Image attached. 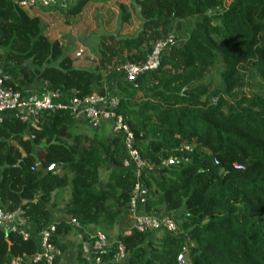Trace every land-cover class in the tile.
I'll return each instance as SVG.
<instances>
[{
	"label": "trees",
	"instance_id": "obj_1",
	"mask_svg": "<svg viewBox=\"0 0 264 264\" xmlns=\"http://www.w3.org/2000/svg\"><path fill=\"white\" fill-rule=\"evenodd\" d=\"M87 1L79 0L65 13L79 14ZM224 1L131 0L140 29L118 41L125 63L145 61L151 46L145 44L144 31L167 28L173 20L196 21L186 39L176 40L159 68L148 73L144 91L124 79L116 85L121 96L117 113L141 159L157 173L144 179L148 199L141 211L172 216L178 231H159L156 241L150 238L153 232H118L109 249L95 255L102 263H109L121 244L129 264H264V0H230L221 11ZM121 10L120 25H125L130 14ZM29 12L0 0L5 87L24 92L42 82L49 91H73L80 99L105 94L107 73L76 67ZM100 54L104 58L102 49ZM216 65L223 70L213 102L203 79ZM246 88L249 96L231 95L234 104L223 97ZM76 129L66 111L43 113L34 126L16 118L0 125V208L17 212L34 229L30 233L26 227L27 241L0 229V264L22 255V264H31L38 234L51 225L49 207L59 191L69 192L64 214L81 226L117 225L134 182L132 168H122V139L91 129L92 136L76 134ZM183 144L192 147L186 150ZM38 164L53 169L43 174ZM101 170L107 172L104 181ZM70 225H55V245L56 236L68 234ZM86 255L80 247L77 264H90Z\"/></svg>",
	"mask_w": 264,
	"mask_h": 264
},
{
	"label": "built area",
	"instance_id": "obj_2",
	"mask_svg": "<svg viewBox=\"0 0 264 264\" xmlns=\"http://www.w3.org/2000/svg\"><path fill=\"white\" fill-rule=\"evenodd\" d=\"M17 7L27 11L50 10L59 8L64 11L79 0H10ZM173 46H177L176 38L168 35L163 39L155 41L142 63L123 64L121 71L126 82H134L140 75L156 71L161 62V58L166 51ZM83 50L79 49L74 58L79 59L83 55ZM8 77L0 69V125L5 119L16 118L21 123L34 126L38 117L43 113L56 111H66L73 118L74 122L80 126H86L91 130H107L113 137L122 139V146L125 157L122 160V168H132L134 182L130 190L129 200L124 207V212L131 222L130 230L140 233L167 231L176 234L178 226L174 218L170 215L148 216L141 211L148 199V190L144 186V179L149 180L150 176H157L153 165L141 159L135 148V140L129 127L124 122L123 116L117 113L121 96L116 87L106 90L105 94L93 93L85 98H78L73 91L70 93H56L45 89L15 92L5 87ZM214 102V101H213ZM188 150V147H185ZM38 166V165H37ZM69 224L80 226L74 219H69ZM5 229L6 234H17L23 241H27L30 233L27 231L26 221L18 214L7 213L0 208V228ZM55 225L49 227L38 234L39 249L31 257V264H72L64 262V252L58 245L52 242L55 233ZM87 248L91 255L90 264H129L128 255L124 247L118 244L109 263H102L95 255L106 252L110 243L106 235L99 231H90L85 235ZM93 255V256H92ZM95 256V257H94ZM26 259L25 255L11 258L8 264H22Z\"/></svg>",
	"mask_w": 264,
	"mask_h": 264
},
{
	"label": "crops",
	"instance_id": "obj_3",
	"mask_svg": "<svg viewBox=\"0 0 264 264\" xmlns=\"http://www.w3.org/2000/svg\"><path fill=\"white\" fill-rule=\"evenodd\" d=\"M114 2H117L118 5L121 7L127 8L128 13L130 14L129 21H132V12H131V0L128 1H122V0H88L83 8L81 9L80 13L72 16L69 15L68 13L66 14L64 11H61L59 8L57 9H50V10H34L30 11L29 14L32 16L37 17L40 22H41V27L43 33L51 40V41H56L60 44L62 51L64 49H69L67 50L68 52L71 51V49H75L73 52L74 54L79 50H83V55L79 59L74 58V63L77 64L80 62V60H83V64H85L84 67L82 66L81 68L85 69H90L93 70L98 66V60H101L103 57L101 56V50L97 53V58L99 59H94L93 57H90V52L93 49H102L100 46V38H102V34L97 33V39H95L94 33L92 32L91 29L88 28V23H90L91 19V14L92 11L95 8L94 13L99 15L104 16V12L106 7L115 4ZM118 8V7H117ZM116 20L118 21L119 17V8L118 11H114ZM95 15V14H94ZM121 17V15H120ZM120 17H119V26L120 29L123 28L124 25H120ZM137 20V19H136ZM133 24V23H132ZM139 24V23H138ZM137 24V25H138ZM126 25V24H125ZM183 23L179 22L177 20L171 21L170 25L167 28H160L158 31L153 32L151 30H146L144 31L143 38L145 41V44L148 45L149 41V36L152 35V37H155L156 39L159 38L163 39L168 35H173L175 36L176 40L178 39L179 42H183L188 33L192 30L187 31L186 35L184 34L183 30ZM138 28V27H137ZM88 29L90 31H88ZM139 33V28L135 29L134 34L136 35ZM131 35V36H133ZM129 37V36H128ZM122 38V37H120ZM120 38L117 39V44ZM180 44L179 46H181ZM115 49L119 50V47H115ZM171 53V50L166 51L165 55H169ZM120 54V53H119ZM122 56L124 60L126 59L127 55L123 51ZM105 57V56H104ZM106 65V64H104ZM103 65V66H104ZM76 66V65H75ZM109 68L110 71H107V89L111 90L113 87H116L117 83L120 81H123L124 76L121 71L122 66L114 71H112L113 68L111 66H107V69ZM5 71V70H4ZM151 79L150 74H142L140 75L135 81H134V86L137 90L144 91V87L147 84V82ZM47 89V84L38 82L35 83L34 85L28 87L26 91H32V90H39V89ZM77 127H80V125H77ZM81 128L84 129L82 126ZM86 130V129H84ZM99 135L102 136H107L109 135L107 130H103L99 132ZM104 173H107L106 171L103 170ZM64 196L67 197V199H64ZM69 198V192L67 190L65 191H59L53 195V202L50 205V212H51V225H56L62 221H65L68 223L69 221V216L64 214V205L67 202ZM69 224V223H68ZM131 222L126 216L125 212L123 211L120 219L115 226L116 228L118 227L119 232H125L130 229ZM71 226V231L68 234H58L55 238V243L56 245L62 247L63 252H64V262H76V256L78 255V252L81 247V251L84 253H87L86 256L90 258V253L87 248V243L85 240V235L87 232H90L92 230H95V228L87 227V226ZM1 229V228H0ZM6 227H4L2 230L5 231ZM28 231L30 233L34 232V229L30 226L27 227ZM77 240V242L75 241Z\"/></svg>",
	"mask_w": 264,
	"mask_h": 264
},
{
	"label": "rangeland",
	"instance_id": "obj_4",
	"mask_svg": "<svg viewBox=\"0 0 264 264\" xmlns=\"http://www.w3.org/2000/svg\"><path fill=\"white\" fill-rule=\"evenodd\" d=\"M126 1H128V0H126ZM114 3L115 4H112L108 7H106V9H105L106 12H104V16L100 14L98 17L97 14L94 13V12H96L95 8H94V10H91L92 11V14L90 16L91 19H90V23H88V28L91 29L92 32L94 33L93 37L95 39H97V37H98L97 33L104 35V36H102V38H100V45H102V43H103L104 46H100V47L105 52V57L103 58L104 59L103 61H106L104 63L106 65H104V64H103L104 66L101 65V63H100L101 60H98L99 61L98 66L95 68V69H99L100 71L102 70V73H107V71L111 70V69L109 70V68L107 69V66H111L113 68L112 71L117 70L121 66H123V64L125 63V60L122 56L123 51L115 49V47H118L117 39L120 37L125 38L128 36H131L134 34L135 29H138V28L140 29V23L133 16L134 15L133 13H132V17H131L132 21L131 22L128 21L127 24L124 25L123 28L120 29L119 17L123 13L122 12L123 10L120 9V7H119L120 5H118L117 2H114ZM229 3H230V0H225L223 2V7H222L221 11L223 9H226L228 7ZM117 7L119 8V12H120L119 17H118V21L116 20V17L114 14L115 10L118 11ZM131 12H132V9H131ZM195 22L196 21L192 20L190 22H184L183 23L182 26H183V30H184L183 32L185 35H186L187 31L193 27ZM89 29H88V31H90ZM158 39L159 38L156 39L155 37H152V35H150L149 41H148L149 45L151 46ZM177 41H178V39H177ZM173 47H175V46H173ZM67 50H69V49H64L63 53L65 55H69L70 57L73 56V54H74L73 51L75 49H71L70 52H68ZM99 50H101V49H93L90 52L91 53L90 57H93L94 59H99V58H97V53L99 52ZM75 65H76V67L81 68L85 64H83V60L81 59L80 62L75 64ZM84 67H87V66H84ZM222 70L223 69L220 65H216L209 70V72L206 74V76L203 79V84L207 88V93H208L209 99L211 101H214V100L217 101V97L213 96L212 94L217 89H219L221 87V84H220L221 80L220 79H221ZM234 93H237L238 96H240V95L249 96L250 90L247 88L242 89L241 91L238 89H233L227 95H224L223 97L229 103L234 104L235 99L230 98L231 95H233ZM81 127L82 126L77 127V129L75 131L76 134H83V135H89V136L93 135V133L90 131V129L88 127L84 126V129H86V130H84ZM183 146L189 147V148L192 147L191 145H188V144H183ZM34 150H35L36 157L39 158L40 153H39L38 148H34ZM106 175H107V173H104L103 170L100 171V179L102 181L105 180ZM158 178H160V176H158ZM64 199H67V197L64 196ZM92 231H99V232L103 233L104 235H106L108 240H109V243L111 245L115 239V236L119 232V229H118V227L116 228L115 226L112 227L111 229H108L106 226H102V227L95 229V230H92ZM161 236H162V232L156 231V232H153V234L150 236V238L152 240L156 241V240H159L161 238ZM75 241L77 242V240H75ZM70 263L77 264L74 261H72Z\"/></svg>",
	"mask_w": 264,
	"mask_h": 264
},
{
	"label": "water",
	"instance_id": "obj_5",
	"mask_svg": "<svg viewBox=\"0 0 264 264\" xmlns=\"http://www.w3.org/2000/svg\"><path fill=\"white\" fill-rule=\"evenodd\" d=\"M52 169H53V166H51L49 168H43L41 164H38V166H37V171L42 172L43 174H48ZM184 255H185V252H183L180 255V257L178 259L179 262H181Z\"/></svg>",
	"mask_w": 264,
	"mask_h": 264
}]
</instances>
